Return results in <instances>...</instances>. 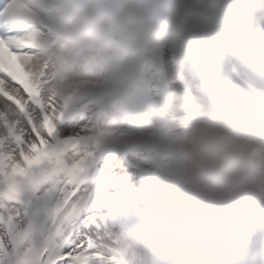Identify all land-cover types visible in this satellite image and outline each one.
I'll use <instances>...</instances> for the list:
<instances>
[{"label":"snow or ice","instance_id":"snow-or-ice-1","mask_svg":"<svg viewBox=\"0 0 264 264\" xmlns=\"http://www.w3.org/2000/svg\"><path fill=\"white\" fill-rule=\"evenodd\" d=\"M31 16L24 0H0V264H113L84 215L100 140L73 131L70 96L46 95Z\"/></svg>","mask_w":264,"mask_h":264},{"label":"clouds","instance_id":"clouds-1","mask_svg":"<svg viewBox=\"0 0 264 264\" xmlns=\"http://www.w3.org/2000/svg\"><path fill=\"white\" fill-rule=\"evenodd\" d=\"M234 3L235 0H192L169 14L167 23L173 32L185 24L211 26L196 28L176 41L181 61L195 56L220 38L225 19L234 11ZM113 28L112 24L99 28L96 35L81 42L82 50L91 54L103 47ZM170 35L168 31L153 32L128 42L120 51L102 58L100 67L110 77L118 76L137 51L158 47L166 43ZM69 86L65 63L61 62L52 91L59 94ZM209 111L218 125H252L264 120V94L253 89L229 94L215 101ZM113 115L122 120L129 118L132 112L126 105H117ZM140 119L147 117L140 116ZM110 139H99L97 150L107 148ZM233 142L194 138L183 157L182 172L217 177L226 176L235 169L264 172V157L257 158L256 155L261 145L251 140L243 141L242 146L248 151L240 159L229 147ZM132 147L140 148L141 144L134 141ZM206 160L212 163L204 167ZM89 187L92 201L98 199L103 183H92ZM129 217L128 223L108 234L117 254L113 264H174L181 248L178 234L193 241L185 264H254L258 261L257 246L251 238L255 234L254 226L264 221V179L239 187L229 200L224 201L211 199L198 191L191 179L181 177L170 190L159 194L155 204L134 208ZM190 223L202 228L215 225V231L211 235L202 233L193 240V233L186 227ZM245 241L248 243L241 247ZM260 264H264V260Z\"/></svg>","mask_w":264,"mask_h":264},{"label":"rangeland","instance_id":"rangeland-1","mask_svg":"<svg viewBox=\"0 0 264 264\" xmlns=\"http://www.w3.org/2000/svg\"><path fill=\"white\" fill-rule=\"evenodd\" d=\"M192 3V0H176L175 4H176V8L178 9L180 8L182 5H188ZM35 10H40L42 9L40 6L35 5ZM174 9V10H175ZM55 19H57V17H54ZM169 24V23H168ZM170 25V24H169ZM187 29V24H185L182 28L177 29L176 31H180V30H185ZM98 29H96L95 31H97ZM170 29H164L163 31H169ZM97 32H94L93 35H96ZM93 35H89L87 36L89 39L91 36ZM85 39V40H86ZM180 38L176 37L175 35H173V37H169L168 43H169V47H167L169 49V52H172L173 58H172V63L170 64V66H167V76L168 78H173V76H179L180 75V66L179 65V58L181 57L180 54L178 53L177 50V44L176 41H178ZM47 43L45 44L46 47V51L45 53H43L42 57H41V62H40V66H38V68L36 69L37 73H44V79H45V93L46 95L48 93H50L52 91L53 85L56 83L57 80V72L58 69L60 67L61 62L65 63V67H66V75L68 77V82L69 85L74 84L75 82H82L83 79H86L85 76H81L80 72V50L82 49V43L77 44V46L73 47V49H66L64 46H60L58 42H53V40L49 41L47 40ZM167 43V42H166ZM164 43V45L166 44ZM163 45V44H162ZM96 53L99 54V58L100 60L102 58H107L111 55H113L114 53L118 52L112 45L105 43V45L99 49H97L96 51H94ZM76 61L77 65L75 67H73V69L75 70H70L68 68V63L70 61ZM174 64V67H172V65ZM107 75V73H105L103 70L98 71L97 72V76L93 79L92 82L94 81H99L100 79H102L103 77H105ZM92 80V79H90ZM185 83H182V86H184ZM175 86L179 87L178 84H176ZM181 86V87H182ZM184 89V87H183ZM182 91V90H181ZM57 102L58 99L56 98ZM93 114H95V112H93L91 110V108H87L85 113H82V116L80 118H77V122L73 127V131L76 130V128L79 127V125H83V127L87 130L86 131V135L89 136H93L97 134L96 131V126L101 123L104 127H106L107 125H110L108 123L112 122L114 119L113 118H109L106 120H101L99 121L96 116H94ZM119 122H122L121 120H119ZM72 122H67L65 126H67V124H71ZM115 123V122H113ZM111 123V125L113 126L114 124ZM108 130H110V126L109 128H107ZM179 132L183 133V135L185 134H189V132H187L185 129H180ZM185 137V136H184ZM141 137H138V139H140ZM184 143L186 142V147L187 150H189V146L192 140L188 139V137L184 138ZM133 157H137L136 155ZM183 157L181 156L180 158L176 159L177 162H183ZM137 160H133V162H136ZM103 171L101 176L98 175V171L96 170V173L98 175L97 180L100 179H109V178H130L133 181V184H137L138 180H135V178H133L132 174H128L130 172H128L126 170V168L124 167L123 164H121V162L119 160L114 161L113 163L109 164L106 163L104 164L103 167ZM104 172L107 173V176H103ZM96 180V181H97ZM95 181V182H96ZM141 181V180H139ZM93 182V183H95ZM146 188H149V185L146 186ZM139 190V188H138ZM144 191V190H143ZM142 191V192H143ZM90 242V241H88ZM100 243H104L103 240L101 239V236L97 237L96 239H94L93 244H100Z\"/></svg>","mask_w":264,"mask_h":264},{"label":"bare ground","instance_id":"bare-ground-1","mask_svg":"<svg viewBox=\"0 0 264 264\" xmlns=\"http://www.w3.org/2000/svg\"><path fill=\"white\" fill-rule=\"evenodd\" d=\"M39 33H40V31H39ZM39 37L42 39V37L40 35H39ZM163 57L165 59V62L166 63H169L171 61V59H172L171 52H169V50L166 49V52L163 54ZM40 62H41V57L40 56H35V59H34V62H33L34 63L35 71L38 68V66H40ZM168 80H169V82H172V79H169L168 78ZM176 83L180 85L181 84V81H177ZM197 138H203V136H200V137H197ZM174 140H175V146H176L175 147V152L178 153V152L181 151V153H183L182 155H184L187 152L186 147H185V144H184V142H182L184 139L178 138V136H174ZM177 149L179 151H177ZM258 153L264 155L263 154L264 153L263 152V149H261V150L259 149V152Z\"/></svg>","mask_w":264,"mask_h":264}]
</instances>
